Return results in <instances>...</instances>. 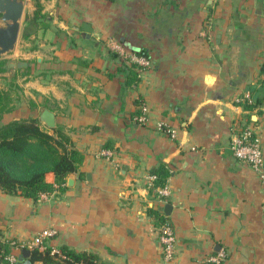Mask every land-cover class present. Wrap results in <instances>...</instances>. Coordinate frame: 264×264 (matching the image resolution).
<instances>
[{"label":"crops","instance_id":"1","mask_svg":"<svg viewBox=\"0 0 264 264\" xmlns=\"http://www.w3.org/2000/svg\"><path fill=\"white\" fill-rule=\"evenodd\" d=\"M41 2L48 27L29 35L26 54L18 43L8 53L28 61L18 108L24 117L52 110L83 158L63 189L46 172L53 189L37 199L0 189V238L24 244L54 228L41 241L57 250L91 252L101 264H166L152 208L174 226L167 264H209L219 250L220 264H264V177L230 147L245 120L264 149V0ZM139 47L150 59L126 85L118 66L137 62ZM15 110L1 122L19 118ZM160 163L169 171L163 202L146 176Z\"/></svg>","mask_w":264,"mask_h":264},{"label":"trees","instance_id":"2","mask_svg":"<svg viewBox=\"0 0 264 264\" xmlns=\"http://www.w3.org/2000/svg\"><path fill=\"white\" fill-rule=\"evenodd\" d=\"M42 8L41 0H34L32 14L25 19L24 37L36 32L38 28L48 27L45 21L46 14L42 12ZM134 53L150 59L149 51L145 47L135 49ZM7 65V59H0V72L6 70ZM142 68L144 65L135 61L122 62L118 66V69L125 74L126 85H134L138 82L140 77L138 70ZM8 95L9 93L0 84V114L13 109L11 104L8 105ZM136 102L141 103L139 100ZM251 104L245 103V106ZM139 112L138 105L136 114ZM82 158L83 153L74 146L71 137L61 126L48 128L41 124L38 116H22L0 122V189L6 193L39 198L42 192H50L53 189V184L45 179L48 171L54 172L58 188L63 189L66 186V175L77 170ZM149 172L156 174L153 185L166 183L169 171L164 164L151 167ZM156 196L160 197L159 193L156 192ZM149 210L157 218L162 217L156 210L152 208ZM12 240L0 238V264L12 263L8 259L12 246L15 245L20 249L26 246ZM50 250L51 247L47 245L43 249L32 248L29 255L30 262L40 260L42 264H101L96 254L75 251L66 245L61 246L57 253H51Z\"/></svg>","mask_w":264,"mask_h":264},{"label":"built area","instance_id":"3","mask_svg":"<svg viewBox=\"0 0 264 264\" xmlns=\"http://www.w3.org/2000/svg\"><path fill=\"white\" fill-rule=\"evenodd\" d=\"M116 47L120 49L119 45L116 44ZM137 60V63L141 65H146L148 60L143 56H136L134 58ZM141 71V69H139ZM248 97V95H246ZM250 101V99H248ZM140 112L136 114L135 118L137 120L143 121L145 119V112L147 111L146 105L141 102L139 104ZM167 125V131L170 136L176 137V130L171 126ZM237 129L233 132V136L231 139L230 147L233 151V154L239 160H242L249 165H251L255 170H257L262 177H264V149L262 147L261 137L258 131L253 127L252 124L245 120L239 121L236 125ZM105 154H109L110 151L108 149H103L102 151ZM147 178L149 182L153 185V181L156 179V174L147 173ZM157 193H159L160 197L158 200L163 202L164 198L169 194L168 185L165 183L164 185L156 186ZM48 192H42L40 196H45ZM56 230L54 228L44 229L39 233V237L35 239H31L28 242L24 243L23 247H27L30 250L34 247H38L43 249L46 247L45 244L42 243L41 238L52 236ZM158 241L160 244L161 254L163 261L167 264L169 263L174 256L175 243H176V235L174 231V226L168 215L162 212V217L160 218L158 224ZM51 253H57L59 250L51 248ZM225 254L222 250L213 252L209 254L207 257V261L209 264H220L223 260ZM16 255L10 254L8 255V259L13 263L16 261Z\"/></svg>","mask_w":264,"mask_h":264},{"label":"water","instance_id":"4","mask_svg":"<svg viewBox=\"0 0 264 264\" xmlns=\"http://www.w3.org/2000/svg\"><path fill=\"white\" fill-rule=\"evenodd\" d=\"M26 0H0V57L12 52L15 49L19 37L21 24L23 20L24 7ZM84 35L90 37L92 27L89 22L81 23ZM28 64L25 59L8 60V65L13 68L23 67ZM39 120L48 128H53L56 125L55 114L46 106H42L38 114ZM264 167V160H263ZM72 175H69L67 182L71 184ZM170 208V204L166 203L164 210ZM31 250L27 247H22L17 255L14 264H31L29 255Z\"/></svg>","mask_w":264,"mask_h":264},{"label":"rangeland","instance_id":"5","mask_svg":"<svg viewBox=\"0 0 264 264\" xmlns=\"http://www.w3.org/2000/svg\"><path fill=\"white\" fill-rule=\"evenodd\" d=\"M33 9H34V0H26V5L24 7V12H23L22 26H21L20 35L17 41L21 49V53L19 54L20 56H22L23 54H26L28 52L26 50V47L31 46L33 44V41L31 40V37H30L32 34L29 37L23 36V26L25 24V19L28 15L32 14ZM2 58L9 60L11 56L10 54H6L0 57V59ZM24 71H26L24 67L13 68L12 66L7 65L6 70L0 72V84L2 88L9 93L8 105L11 104L13 108L15 107L16 110L14 111L12 115L17 116V117L23 116L22 112L20 111L18 107H19V102L21 99L20 88H21L22 83H24V80H23V76L25 75ZM3 115H9V114L2 112L0 114V122H1V117Z\"/></svg>","mask_w":264,"mask_h":264}]
</instances>
